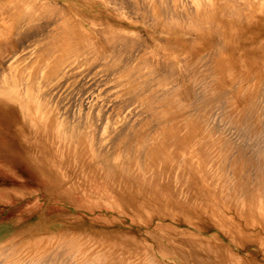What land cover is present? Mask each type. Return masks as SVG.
Masks as SVG:
<instances>
[{
    "label": "rangeland",
    "instance_id": "374dc122",
    "mask_svg": "<svg viewBox=\"0 0 264 264\" xmlns=\"http://www.w3.org/2000/svg\"><path fill=\"white\" fill-rule=\"evenodd\" d=\"M32 1L28 13H18L9 5L5 14H33L32 26L21 27L33 37V57L15 62L11 69L0 58V75L17 72L20 80H33L36 95L56 117L55 131L64 119L68 125L74 120L73 124L87 126L89 130H82L94 133L106 151L111 150L108 155L131 148L130 160L143 156L142 141L150 137L160 157L152 156V165L148 160V171L132 161L129 172L117 173L114 188L121 199L127 198L123 217L97 206L102 203L94 205L93 214L70 209L35 180L34 171L32 175L22 169L19 156L0 159V193L20 190L22 180L26 190L33 192V200L0 204V246H19L11 251L13 257L4 253L11 259L0 252V264H73L74 258L76 264H90L98 255L103 260L108 257L106 264H113L112 260L145 264L149 256L158 264H196L192 253L213 263L217 262L210 253L228 254L231 264H264V0H216L218 7H213L220 9L218 14L208 7L219 25L215 34L210 32L211 21L197 13L196 0ZM171 16L179 19L174 21L176 27L164 22ZM11 26L1 28L12 30ZM70 34L76 37L79 51L70 55L74 64L67 79L54 85L45 78L46 64L61 55L56 40L65 42ZM39 46L44 50L34 51ZM92 102L97 104L89 107ZM40 132L37 142L54 145L56 157L68 162L70 176L76 174L80 183L90 180L88 160L74 144L69 146L59 133ZM149 132L151 136H146ZM119 137L126 143L117 142ZM33 152L39 159L41 153ZM97 167L103 180L104 169ZM105 182L109 185L111 180ZM229 183L232 191L228 192ZM98 230H115L134 253L124 249L123 239L117 252H112L113 241L106 238L109 232ZM135 243L141 246L138 252ZM69 245H76V250ZM162 250L168 254H161Z\"/></svg>",
    "mask_w": 264,
    "mask_h": 264
},
{
    "label": "bare ground",
    "instance_id": "6f19581e",
    "mask_svg": "<svg viewBox=\"0 0 264 264\" xmlns=\"http://www.w3.org/2000/svg\"><path fill=\"white\" fill-rule=\"evenodd\" d=\"M202 1H206L207 4L202 3ZM196 2H197L196 3V5H197V13L198 14H202L204 17H206L205 19H208V20L211 21V24L212 25H211V31L210 32H213L215 34V32H217V26H219V25L217 23H214V20H213L214 17H212L213 14H210V11H209V8L208 7L211 6V8H213L214 14H218L220 9H218V11H217L216 8L213 7L215 4L217 6V3H216L217 1L216 0H201V1L196 0ZM9 5H14L18 13H20V12H27L28 13V12H30V11L33 10V1L32 0H0V11L2 12L0 14V58H1L2 62H6L7 63V66L11 69L13 67V65H14L15 62H18L20 60H26V59H29V58L31 59L33 57V37L32 38L28 37L25 34L26 32L25 31L23 32V30L21 28V27H24L25 25H27V23H28V25L30 24V26H32V23L31 22L33 21V14H24L25 16H22V14H5V13L8 12V9H9L8 6ZM206 5H209V6H206ZM215 10H216V12H215ZM158 12L159 11H157V13ZM231 12H233L232 14H235L234 13L235 12L234 9ZM167 19L169 21L168 20L164 21L165 24H166V26L172 27V26L175 25V27H176V23H177L176 20L178 18L176 19V18H173L171 16V17H168ZM178 21H179V19H178ZM10 23H12V26H11L12 27V30H9L8 29L6 31V30H4V29L1 28V26L9 25ZM79 25H80V23H79ZM80 27H81V25H80ZM30 34H32L31 31H30ZM70 36L71 37L68 38V39H66L64 37L67 40L65 42H62L61 41L59 43L58 42L59 40L58 41L56 40V42H57L56 49H58L59 51H61V55L58 57L57 60H55L53 62H49V63L46 64V66L48 65V67H47V69H48L47 71L48 72L46 73V76L47 77H45V78L50 83L53 82L54 85H59V83L62 81V79L64 80V78H66L67 76H69L68 74H70V73H68L69 72V69L68 68L70 67V65H72L71 67L73 68V64H74L73 62L70 61L71 60L70 55L71 54H73V55L75 54L74 56H77V54H78L77 51H79L78 46H77L79 43H76L75 42L76 37L74 35H72V34H70ZM56 39H58V37H56ZM81 41H82V39H81ZM216 45H218V43ZM224 46H222V47H224ZM39 47H37L36 49H34V51L36 50V52H39V51L44 50V48H45V47H43V48L42 47L39 48ZM46 50H48L47 47H46ZM51 50L52 49L49 50L50 51L49 54L48 53L46 54L47 57H49L50 53H52ZM222 51L224 52V50H222ZM213 53H214V51H213ZM211 56H213V55H211ZM190 57H192V56H190ZM215 57H216V55H215ZM220 57H222V56H220ZM200 61H201V59H200ZM45 62H47V61H45ZM159 75H161V74H159ZM18 76L19 75L17 74V72L13 73V75H11V74L0 75V137H1L0 140L3 141V142L0 143V159H7L8 157H12L13 155L14 156H19L21 158V160H22L21 163L24 166V167H22V169H24L26 172L29 171L32 175H33V171H34L35 174H36V178H37L35 180H38L43 185V187L45 185V189L48 190V191H50L52 194H55V197L56 198H59L60 199V202L64 203L65 205H67V204L70 205L69 206L70 209H75V210L82 209V210H79V211H82V213L84 212V213L88 214L89 212L92 213V211H95L96 212V209H94V208H96V206H94L95 204L102 203L104 205H97V206L102 207V208L103 207L110 208V210H108L106 212H111L112 215H115V216H118V217H123L125 215V212L127 211V209L125 208V207H127V198L124 196L125 198L122 197V199H121V196L119 195L118 191L114 188V184L116 183V175L120 171H123V172L124 171H128L129 172V170L132 168L130 166V164H132V161L137 164L136 166H139L140 168H142V170L148 171V169L150 168L148 166V160H149V165H152V162L150 161V158H152V156H155L156 159H157V157L158 158L160 157V150L157 149V148H155V146H153V144L155 143V141L153 140L151 142V141H149V138L150 137H147V140L142 141V146H143V149H144V154L142 153L143 151H140V154L142 153L143 156L140 157V158H137V160L136 159L133 160L132 158L130 160V158H128V157L129 156H131V157L134 156L133 155V150L131 148L128 149V148L125 147L126 148L125 149L123 147L124 148L123 151H121L122 149L120 150V152H123V153L113 152L112 154L108 155V151H111V150L106 151V149L104 148L105 146H103V145H102L103 146V148H102V146L100 145L99 139L97 140L95 137L92 136L94 133L93 134L92 133L90 134L89 132H87L89 129L85 125H84V128H83V127H81L80 124H79V126L76 123L73 124L72 121L74 122V120H72L70 122L72 124L69 123V125H68L67 124V121L64 119L63 121L60 122L58 130L55 131V128L53 127V124L55 122V118L56 117H55L53 111L46 106L45 102L42 99H40L39 96L36 95V93L34 91V88H33V80H29V79H25L24 80V78H23V80H20ZM216 77H217V75H216ZM158 78L161 79V77H158ZM200 78H202V77H200ZM164 79H166V78H164ZM152 80H151V82H152ZM211 89L212 90H215V88L214 89L211 88ZM51 91L52 90H50V92ZM196 92H197V90H196ZM45 94H47V93H45ZM45 94H43V95H45ZM163 98H164V96H163ZM165 99H164V102L166 103V100ZM92 103L93 104H90L89 107L90 106L93 107L95 104H97V103H94V102H92ZM165 103H164V105H165L164 107L168 106V103H166V104ZM160 108H158V110ZM33 110L36 111V114L33 113ZM91 112H92V110H91ZM159 112L161 113L160 110H159ZM159 112H158V114H159ZM33 114H35V115H33ZM94 114H97V113H94ZM100 117H102V116H100ZM66 118H67V116H66ZM86 118H88V117H86ZM134 118L135 117H133V119ZM164 118H167V116H165ZM107 119L108 118H106V121H107ZM100 121H102V119H100ZM131 121H133V120H131ZM134 123H136V122H134ZM155 126H157V125H155ZM151 127H152V129H155V128H153V126H151ZM86 128L88 130L84 132L82 129H86ZM101 128H103V127H101ZM42 129L43 130H46L49 133H52V134L54 133L55 135H56V133H59V135H60L59 137L61 138V140L65 141V142H69L70 143L69 146H71V145L74 144L73 145V146H75L74 149L76 151H80L79 153L82 154L83 158H86L88 160V162H86L85 164L88 167V171H90V174H89L90 180H86L85 179V180H82L81 181L82 183H80V181H78V178L76 177V174H71L72 176H70V174H68V171H67V169L69 167L68 166V162L67 161L65 162L64 160H61V158L56 157L57 156V153H56L57 152L56 151L57 149L54 151V147H53L54 145L53 146L52 145H45V144L39 142L40 139L37 142V140H38L37 139L38 133H41L40 130H42ZM135 131H137V130H135ZM148 131H150V130H148ZM131 133H132V131H131ZM129 136H131V135H129ZM146 136H151V133L150 132L147 133ZM124 137H126V136L124 135ZM124 137L123 138H120L119 137L120 139L118 138V140L117 139H115V140H117V142H120V143H126L125 141L128 140V137H126L127 140ZM60 138H59V141H60ZM42 140H43V138H42ZM47 140H48V138H47ZM65 142H63V144H65ZM107 142H109V141H107ZM107 142L104 143V144L105 145L106 144H109ZM60 143H62V141H60ZM129 143H131V142L129 141ZM55 144H56V142H55ZM101 144H102V142H101ZM57 145H55V146H57ZM81 147H83V148H81ZM107 147H108V145L106 146V148ZM104 149H105V151H104ZM33 150L37 151L38 153L39 152L41 153V156H40L39 159H36L35 156H33V153H34ZM64 150H65V148H64ZM44 154H47V155L45 157H43ZM125 156H127V158H128V161L127 162H126V157ZM37 157H39V156H37ZM77 162H79V161H77ZM69 164H72V162H70ZM83 165L84 164H82V166ZM99 165H101L102 166V169H104L103 180H101V178L99 179V176L97 174V171L100 168V167H97V166H99ZM22 169H19V170L22 171ZM73 170H71V171H73ZM24 176H27V175H24ZM28 176H30V175L28 174ZM105 179L106 180H111V183L109 185H106L107 184L106 183L107 181L105 182ZM112 179H113V181H112ZM31 184L33 185V183H31ZM123 184H124V182H123ZM261 184L262 183H260V185ZM26 185H25V180H22L20 190L19 189H11V190H9V188H8V191L3 192V193H0V204L5 205L7 203L9 204L10 202L11 203L12 202L14 203L13 200H17L18 202H21L22 200H25L27 198L29 200H33V192L32 191H29V190H26V188H28ZM226 185H227V182L225 183V186ZM230 185H231V187H230ZM230 185H229L230 188H227L228 189V192H229V189H230V191H232V189H231L232 188V183ZM223 187L224 186H222V188ZM243 195L244 194L242 193V197L241 198H243ZM118 196H120V197H118ZM226 196H227V193H226ZM8 199H9V201H8ZM228 199H225L226 202H228ZM237 203H239V201ZM229 204H230V201H229ZM128 205H129V203H128ZM151 205H152V202H151ZM256 205H257V203H256ZM32 207H33V205H32ZM120 207H123L122 208L123 210H120ZM128 207H130V206H128ZM140 207H141V205H140ZM101 211L103 212V210H101ZM260 212H258L256 210V214L257 215H259L258 213H260ZM142 213H143V211H142ZM28 214H29V217H33V212H28ZM263 216H261V218ZM185 218H186V216H185ZM20 219H21V217H20ZM115 221H117V220L115 219ZM115 221L114 222H111V224L112 225L115 224ZM120 224L119 223L116 224V225L119 226L118 228H121L122 224L121 225ZM87 227H89V226H87ZM63 229L72 232V230H69L67 228H63ZM82 229L84 231H86V232L88 231V229H86L85 226H82ZM92 230H93V228H92ZM120 230H122V229H120ZM104 231L105 232H109L107 234L106 238L109 237V239H111L113 241L112 243H113L115 249L114 248H111L110 245H109V247L113 250L112 252H117L118 248L121 247V243H120L121 241L120 240H122L123 238H120V236H116L115 235V230L114 231L104 230ZM104 231H103V233H104ZM99 232L102 233V231H99ZM97 234H98V232H97ZM64 235H66V234H64ZM63 237H65V236H63ZM28 239H31V238H28ZM80 239H82V237ZM124 239H123V243L126 244V242L124 241ZM203 242H205V241H202V244H203ZM110 243H111V241L109 242V244ZM206 243H207V245L210 244L208 241H206ZM17 244L18 243H16V245ZM14 245L13 246H11V245H6V246L3 245V246H0L1 255H3L5 257L8 253L11 254V251H12V253L15 252L16 248H18L19 246L15 248L16 245L15 246ZM82 245H80V246H82ZM128 245H130V244H128ZM75 246L74 245H69V247L72 250H74V251L76 250V247ZM135 246H137L136 247L137 248L136 250L138 252L141 246H139V243H135ZM208 246L210 247V245H208ZM12 247H14V251H13V248ZM187 247H188V245H187ZM205 247H207V246H205ZM79 248H78V250H79ZM218 248H217V250H219ZM124 249H126V251H129L130 254L134 253V251L133 252L131 251V248L129 249L127 247V244L124 247ZM91 250L92 249L90 248V250L88 251L89 254L92 253V252H90ZM142 250H146V249H143L142 248ZM74 251H71V252L74 253ZM178 251H180V250L177 249V252ZM67 252H68V250H67ZM71 252H69V253L72 254ZM147 252L148 251H146L145 253L147 254ZM160 252H161V254H168V252L163 251V250L160 251ZM210 252H212V251H210ZM216 252L218 253V251H216ZM4 253L6 255H4ZM89 254H87V255H89ZM179 254H180V257L184 256V253H182V252L179 253ZM199 254H200V252H199ZM220 254L221 253L214 255L213 253H210V255H209L210 257L212 256L213 259L215 260V262H217V263H213V261H211V260L208 261L209 258L208 259L206 258V260H205V258L203 257L205 255L202 256V259H200V257H199L200 255H198L197 253H195V254L192 253L191 258H192V261L197 262L196 264H231V260H232V259H230L231 256L229 257L228 254H224V255H220ZM73 255H75V253ZM3 256H1V257H3ZM10 256L11 257L15 256V253H14V255L11 254ZM90 256L91 255H89V257ZM11 257L8 256V258H10V259H11ZM71 257H72V255H71ZM89 257H86V258H89ZM5 258H7V257H5ZM92 258H95V257H92ZM92 258H90V259H92ZM106 258H108V257H106ZM106 258L103 260L98 255V259H96V260L92 259V261H90V264H106L104 262V261L107 262V259ZM76 259L78 260V258H76ZM76 259L74 258V261L75 262L77 261ZM49 260H48V262H49ZM72 260H73V258H72ZM89 260H87V261L85 260V261L88 262ZM121 260L122 259H120V262H121ZM145 260H146L145 261V264H158L157 261L153 257L151 258L150 256L147 259H145ZM238 261L241 262L240 259ZM75 262L73 264H76ZM110 262H113V264H122V263H119V261H117V260H115V261L112 260ZM235 262H237V260H235ZM242 262H243V260H242ZM69 263H71V262H69ZM78 263L81 264V262H77V264ZM130 263H132V262H130ZM82 264H84V263H82ZM123 264H125V262ZM234 264H237V263H234Z\"/></svg>",
    "mask_w": 264,
    "mask_h": 264
}]
</instances>
